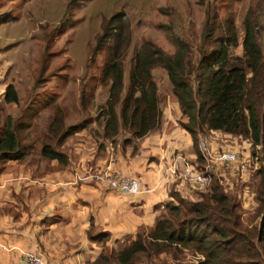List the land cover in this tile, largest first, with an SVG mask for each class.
Listing matches in <instances>:
<instances>
[{"label": "trees", "instance_id": "obj_1", "mask_svg": "<svg viewBox=\"0 0 264 264\" xmlns=\"http://www.w3.org/2000/svg\"><path fill=\"white\" fill-rule=\"evenodd\" d=\"M7 16L0 19L3 21ZM67 22L64 17L60 31ZM100 29L92 53H103L99 76L100 83L107 86L108 94L105 102L97 105L96 116L90 122L100 128L94 131L97 136L115 142L120 136L127 135L122 141L128 144L160 126L163 112L152 73V69L159 66L166 71L171 94L187 118L180 125L190 133L198 161H203L198 135L206 131L249 140L252 147L264 144V60L247 18L240 55L231 52V48L238 45L233 20L218 21L210 11L206 12L202 43L195 61L190 59V46L179 37H173L176 46L173 54L166 53L151 41L143 42L133 52L125 90L124 58L132 43L130 18L124 11L115 12L102 18ZM217 29L222 31L221 35H216ZM3 99L6 103L19 102L12 83L6 85ZM81 102L85 105L83 93ZM11 121L8 116L0 134L2 165L7 160L26 161L27 158ZM87 123L85 120L62 131V121L54 119L49 130L59 146ZM39 153L48 161L56 160L62 165L67 162V156L50 144H44ZM258 173L260 181L255 196L258 209L251 220L257 219V225L249 226L250 221L244 219L237 195L226 192L212 176L210 184L199 192L197 199H183L177 192H172L177 203L165 204V213L157 217L146 239L137 234L124 248L101 253L88 264H138L135 261L138 254L151 255L148 247L158 257L161 252L178 246L201 254L194 264H264V169Z\"/></svg>", "mask_w": 264, "mask_h": 264}, {"label": "rangeland", "instance_id": "obj_2", "mask_svg": "<svg viewBox=\"0 0 264 264\" xmlns=\"http://www.w3.org/2000/svg\"><path fill=\"white\" fill-rule=\"evenodd\" d=\"M118 11L128 14L132 26V43L124 58V90L133 52L145 41L173 54L176 50L173 37H179L188 43L190 59L195 61L207 11L218 21L233 20L238 37V45L231 48L235 55L243 52L247 18L264 60V0H0V17L8 15L5 20L0 19V134L10 116L20 146L26 152L27 163L49 162L39 153L44 144L57 149L70 137L74 141L81 139L75 132L58 146L57 138L49 130L54 119L62 121V131L87 120L85 130L97 136L94 131L100 128L90 122L96 116L97 105L105 102L108 91L99 76L103 53L93 55L92 51L96 35L101 32L102 18ZM64 17L68 22L60 31ZM215 33L221 35L222 31L217 29ZM152 73L162 107L172 95L171 85L163 68L157 66ZM9 83L16 88L18 103H6L3 99ZM82 93L85 105L81 102ZM208 132L198 135V140L214 145H236L240 160L247 164L243 173L237 171L236 163L217 165V175L224 190L236 194L241 201L249 226L257 225V219L251 220L258 209L255 196L260 181L258 171L264 169V144L252 147L249 140L209 137ZM219 150L223 149L212 151ZM199 192L190 193L197 199ZM160 210L165 213V207ZM147 234L139 233L142 239H146ZM148 248L151 255L138 254L135 258L138 264H194L201 258L198 251L180 246L165 250L158 257Z\"/></svg>", "mask_w": 264, "mask_h": 264}, {"label": "crops", "instance_id": "obj_3", "mask_svg": "<svg viewBox=\"0 0 264 264\" xmlns=\"http://www.w3.org/2000/svg\"><path fill=\"white\" fill-rule=\"evenodd\" d=\"M170 96L161 107L160 126L128 144L122 141L127 135L112 142L83 128L75 135L82 136L80 140L70 137L62 145L65 149L57 148L67 156L65 165L56 160L4 162L0 169V264H20L23 251L38 252L45 264H88L101 253L124 248L141 231H151L160 208L174 201L172 192L194 200L190 192L195 190L180 174L184 161L202 169L204 162L197 160L192 137L180 125L187 118ZM208 135L230 137L213 130ZM208 144L212 150L237 151L236 145ZM168 167H175V173ZM88 170L121 172L138 178L152 191L125 195L95 182L73 183L75 173ZM217 171L213 167L209 174L219 180Z\"/></svg>", "mask_w": 264, "mask_h": 264}, {"label": "built area", "instance_id": "obj_4", "mask_svg": "<svg viewBox=\"0 0 264 264\" xmlns=\"http://www.w3.org/2000/svg\"><path fill=\"white\" fill-rule=\"evenodd\" d=\"M198 147L203 156L204 168L202 169L200 166H198V168H193L187 161H184V167L180 174L186 185L195 191H204L206 189L212 177L209 171L217 165L236 163V169L241 173L245 172L247 169V164L243 160H240L238 155L239 152L234 149L227 148L215 152L212 151L209 144L203 140L198 141ZM175 169V167H168L167 170L170 173H175ZM89 182L102 184L125 195H135L152 191L150 186L142 184L138 178L125 175L121 172L88 170L74 174L73 183ZM21 256L22 260L20 264H45L42 256L38 252L23 251Z\"/></svg>", "mask_w": 264, "mask_h": 264}]
</instances>
